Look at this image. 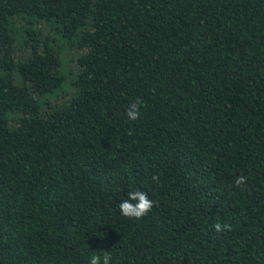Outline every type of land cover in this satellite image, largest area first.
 Wrapping results in <instances>:
<instances>
[{
  "label": "trees",
  "instance_id": "obj_1",
  "mask_svg": "<svg viewBox=\"0 0 264 264\" xmlns=\"http://www.w3.org/2000/svg\"><path fill=\"white\" fill-rule=\"evenodd\" d=\"M105 252L264 264V0H0V264Z\"/></svg>",
  "mask_w": 264,
  "mask_h": 264
},
{
  "label": "clouds",
  "instance_id": "obj_2",
  "mask_svg": "<svg viewBox=\"0 0 264 264\" xmlns=\"http://www.w3.org/2000/svg\"><path fill=\"white\" fill-rule=\"evenodd\" d=\"M141 103V101L137 100L129 105L126 111V115L129 120L135 121L139 119V109ZM152 179L156 182L159 181V177L155 175L152 177ZM245 182L246 178L241 175L236 178L234 183L239 187L245 184ZM118 207L122 216L138 220L146 216L151 211L153 207V201L149 199L147 193L140 190H133L128 192L127 198L120 202ZM213 228L216 232L231 230V226L229 224H221L219 222L215 223L213 225ZM110 260L111 256L107 252H105L103 257H101L100 255H92L89 264H110Z\"/></svg>",
  "mask_w": 264,
  "mask_h": 264
},
{
  "label": "rangeland",
  "instance_id": "obj_3",
  "mask_svg": "<svg viewBox=\"0 0 264 264\" xmlns=\"http://www.w3.org/2000/svg\"><path fill=\"white\" fill-rule=\"evenodd\" d=\"M62 57L64 58V61H65V62L68 61L67 63H69V65H70L69 67H70V68H74L73 61H72V60L70 61V60L68 59V56H67V55L63 54ZM65 67H66V66H65Z\"/></svg>",
  "mask_w": 264,
  "mask_h": 264
}]
</instances>
